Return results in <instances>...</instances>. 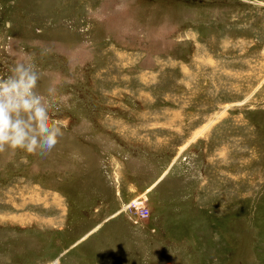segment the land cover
Here are the masks:
<instances>
[{"label":"rangeland","instance_id":"1","mask_svg":"<svg viewBox=\"0 0 264 264\" xmlns=\"http://www.w3.org/2000/svg\"><path fill=\"white\" fill-rule=\"evenodd\" d=\"M22 56L66 127L0 153V264H264V0H0Z\"/></svg>","mask_w":264,"mask_h":264},{"label":"clouds","instance_id":"2","mask_svg":"<svg viewBox=\"0 0 264 264\" xmlns=\"http://www.w3.org/2000/svg\"><path fill=\"white\" fill-rule=\"evenodd\" d=\"M44 75L31 58L22 56L0 77V153L24 150L47 155L63 137L66 125L51 115L55 90L39 87Z\"/></svg>","mask_w":264,"mask_h":264},{"label":"built area","instance_id":"3","mask_svg":"<svg viewBox=\"0 0 264 264\" xmlns=\"http://www.w3.org/2000/svg\"><path fill=\"white\" fill-rule=\"evenodd\" d=\"M124 208L132 211L134 217L137 218V220H142L149 214V208L140 195H137L127 201L124 205Z\"/></svg>","mask_w":264,"mask_h":264}]
</instances>
